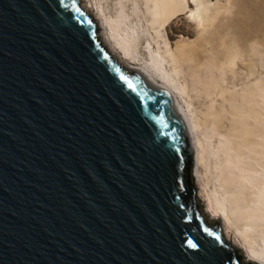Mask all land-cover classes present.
<instances>
[{
  "label": "water",
  "instance_id": "1",
  "mask_svg": "<svg viewBox=\"0 0 264 264\" xmlns=\"http://www.w3.org/2000/svg\"><path fill=\"white\" fill-rule=\"evenodd\" d=\"M194 151L85 0H0V264H258L197 196Z\"/></svg>",
  "mask_w": 264,
  "mask_h": 264
},
{
  "label": "bare ground",
  "instance_id": "2",
  "mask_svg": "<svg viewBox=\"0 0 264 264\" xmlns=\"http://www.w3.org/2000/svg\"><path fill=\"white\" fill-rule=\"evenodd\" d=\"M229 2L230 0H226V3L221 5L212 3L211 0H152L150 9L154 16V23L160 22L161 25L167 27L182 13H185L186 18L194 23L196 32H202L212 25L214 19L223 9L227 8L226 6H228ZM87 8L100 22L103 29L104 42L108 50L127 66L146 73L175 102L178 112L186 120L190 141L195 150V176L197 174L200 176V165H204L207 158L203 134L210 132L222 136L217 147L214 146L215 155L218 156L220 151L225 149L227 156L225 163L230 168H238L240 171L238 174L241 179L240 182L244 184V188L250 194H254V197L252 202H250L244 191L240 196L232 194L231 199L229 197L225 198L218 191H207L205 186L208 205L214 214L213 216L220 217L223 220L226 237L229 233V227L235 226L234 241L240 239V236L243 238L247 248L248 260L264 264V246L256 245L253 240V232L258 227L264 226V129L261 130L262 133L260 138H257V141L252 140V143L247 144L246 137H248L249 133H252L249 126H247L249 118L247 115L239 119L234 116L235 110L243 107V104H239L236 101L237 99L234 95L224 100L232 115V117H229V115L228 117L224 116L227 118V123L223 126L224 129L217 127L223 117L222 108L216 109L207 105L205 107H207L208 112L205 113L202 109H197L195 106L196 99H210L217 92L221 77L226 70L224 67L215 73L214 70L217 65L212 68L210 64H207L213 58L210 45L206 44L204 50L206 60L201 64L204 67L193 64V59L190 56L184 57L189 44L192 42L190 38L185 36H182L176 42L174 48L170 45L168 39L165 40L163 49L160 46L156 48L154 43L149 40L148 43L152 47L149 57H140L137 53L140 50V35L138 31H135L132 26L126 23L128 15L124 10H122L120 18L117 19L107 16L104 12L105 10L101 7L92 8L93 11L88 6ZM233 61L234 59H232V63ZM183 74L186 75L185 77L188 80L186 83L180 80ZM259 81H264V74L257 80L256 84ZM243 90L250 92L251 85H247ZM257 92L264 103V86L262 88L257 87ZM239 128L243 136L239 141H235V137L239 135ZM229 143H237L236 150L238 149L239 154H232ZM246 147L247 151L244 149ZM252 153L257 157L256 164L253 166L247 162L245 165L244 154ZM243 220L246 221V230L238 226V222Z\"/></svg>",
  "mask_w": 264,
  "mask_h": 264
},
{
  "label": "rangeland",
  "instance_id": "3",
  "mask_svg": "<svg viewBox=\"0 0 264 264\" xmlns=\"http://www.w3.org/2000/svg\"><path fill=\"white\" fill-rule=\"evenodd\" d=\"M211 1L221 5L226 3V0ZM85 3L92 11V8H103L106 15L111 18H120L121 12L124 10L128 15L126 23L132 26L135 31H138L140 35V50L137 52L140 57H149L152 49L148 43L149 40L154 43L156 48L159 46L162 48L165 46V40L168 39L170 45L174 48L176 42L182 36H185L190 38L192 42L189 44L184 57L190 56L193 59V64L200 66L206 60L204 50L206 44H209L213 58L207 64H210L212 68L217 65L214 70L215 73L224 67L226 70L221 77L217 92L210 99H196L195 106L205 113L208 112L207 107H205L207 105L216 109L222 108L223 117L217 127L224 129L223 126L227 123L226 117L228 115L232 117L231 111L224 100L234 95L236 101L243 104V107L235 110L234 116L239 119L247 115L249 118L247 126H249L252 133H249L246 137L247 144L260 138L261 130L264 129V103L257 92V87L262 88L264 81H259L258 84L256 82L264 74V0H230L228 6H226L227 8L223 9L214 19L212 25L202 32H196L194 23L186 18L185 13H182L167 27L161 25L160 22L154 23V16L150 9L152 0H85ZM232 59H234L233 63ZM185 76L183 74L180 77V80L184 83L188 81ZM247 85H251L250 92L243 90ZM225 115L226 117H224ZM205 118L208 119L206 116ZM238 133L239 135L235 137V141H239L243 136L240 128ZM202 137L207 158L205 164L200 165V176L198 174L195 176V166H193V175L199 187L197 196L210 216L220 218L213 216L214 214L205 195V186L207 191H218L219 194L230 199L232 194L240 196L245 191L247 199L252 202L254 194H250L244 188V184L240 182L238 168H230L225 163L227 159L225 149L221 150L218 156L215 155L214 146L217 147L222 136L217 133L206 132ZM229 148L232 150L233 155L239 154L238 149L236 150L237 143H229ZM244 149L247 151V147ZM244 158L245 165L247 162L253 166L256 164L257 157L253 153L244 154ZM249 169L251 168L249 167ZM221 222L225 238L239 246L245 261H250L247 257V248L243 238L240 236V239L234 241L235 226L229 227L228 225L229 233L226 237V229L222 219ZM238 226L241 229H247L244 220L238 222ZM253 233L255 244L264 246V226L258 227Z\"/></svg>",
  "mask_w": 264,
  "mask_h": 264
}]
</instances>
